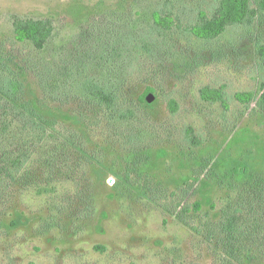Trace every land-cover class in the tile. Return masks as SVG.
<instances>
[{
  "label": "rangeland",
  "instance_id": "obj_1",
  "mask_svg": "<svg viewBox=\"0 0 264 264\" xmlns=\"http://www.w3.org/2000/svg\"><path fill=\"white\" fill-rule=\"evenodd\" d=\"M260 1L251 0L258 11L251 24L228 27L215 41H201L176 29L156 33L153 41L160 48L149 46L157 58L143 54V44L136 42L141 54L131 64L128 55L114 54L112 48L102 55V49L85 54L82 47L88 45H74L83 31L118 14L124 15L119 23L123 29L132 22L147 28L155 8L188 27L200 20L201 11L210 18L220 0H146L140 7L139 0H0V45L14 16L48 18L56 35L47 57L62 51L68 60L63 67L73 68V77L116 79L125 109L135 113L131 122L108 129L106 117L84 106L69 88L51 98L40 86V75L30 77L27 96L44 95L67 111L86 115L85 154L63 136L13 118L8 102L0 97V264H239L116 174L122 173L123 159L130 152L125 148L128 136L138 127L143 132L141 146L166 151L165 157L144 169L152 187L160 184L166 196L176 191L168 203L174 207L182 203L179 211L190 209L183 217L201 229L221 211L227 197L226 189L216 187L211 195L217 209L204 206L193 211L201 197L184 184L191 183L203 158L227 168L245 163L251 172L264 173V112L258 105L264 61L256 52L257 44L264 43ZM137 11L143 16H134ZM109 32L105 37L113 43L115 36ZM114 48L120 46L114 43ZM48 77L44 75L45 80ZM148 87L156 90L149 103L154 106L139 108L138 98ZM204 87H223L228 109L203 101ZM246 92L256 94L248 105L236 99ZM171 100L177 105L174 112ZM18 158L21 164L16 166ZM17 213L29 222L10 229ZM252 255L253 264H264L263 248Z\"/></svg>",
  "mask_w": 264,
  "mask_h": 264
},
{
  "label": "trees",
  "instance_id": "obj_2",
  "mask_svg": "<svg viewBox=\"0 0 264 264\" xmlns=\"http://www.w3.org/2000/svg\"><path fill=\"white\" fill-rule=\"evenodd\" d=\"M145 1L139 0L137 7L143 5ZM260 8L264 10V0L260 1ZM135 15L143 16L141 11H137ZM150 15L147 28L138 27L136 22H132L129 23V29H123L119 23L124 15L118 14L111 19L107 18L101 24H94L83 31L82 37L77 39L74 46L88 45L86 48L82 47L85 54H94L98 52V49H102L101 55L112 48L114 54L128 55V62L132 64L141 54L140 50H136L139 47L134 45L136 42L143 44V54L145 51L150 57L157 58L153 50V48H160L153 41L156 33L163 35L176 29L187 32L201 41H215L226 33L228 27L251 24L257 18L258 11L252 8L251 0H220L218 8L210 18L201 11L200 20L188 27L182 26L176 22L175 18L165 15L156 8ZM130 20H134V17L130 16ZM8 27L10 28L4 32L6 39L0 45V97L8 102L9 113L13 118L19 117L20 122L31 123L44 133L51 132L54 135H61L66 142L85 153L84 148L89 141L87 126L89 122L86 115L67 111L44 98V95L37 97L32 93L27 96L29 78L38 73L44 94L56 98L64 94L63 89L69 88L68 92H75L84 102V106L94 107L98 115L102 114L106 117L108 129H117L116 123L131 122L135 113L131 109H125L127 102L119 95V81L108 75L73 77L72 70L74 69L69 68V65L63 67L68 64V60L62 51L52 53V59L47 57L49 46L56 35V26L51 20L14 16ZM110 30L112 36H115L113 43L105 37ZM95 34L102 35L99 37ZM114 43L120 48H114ZM149 44H153L152 49ZM165 50L167 55L171 54L168 45ZM256 52L264 61V43L257 44ZM29 53H31L30 58ZM161 53L162 50L159 49L158 54L161 55ZM55 54L58 55L54 56ZM87 65L85 68L88 67ZM44 75L49 76L48 79L45 80ZM62 75L66 79L62 80ZM107 77L109 81H106ZM151 93L155 94L156 90L148 87L138 98L139 108L141 106L152 109L154 104L147 102V97ZM260 93L258 105L264 112V83L261 85ZM66 95L70 96L69 93ZM200 96L203 101L220 103L224 109H228L223 87L218 89L204 87L200 90ZM236 99L248 105L256 100V94L253 92L238 93ZM170 108L173 112L177 108L174 100L170 101ZM133 130L136 133L128 136L125 145L130 152L123 159L122 173L119 171L116 175L122 177L124 182L161 207L166 213L175 216L181 223L201 235L230 260L239 264H253L256 261L252 255L253 251L264 249V173L251 172L245 163H236L227 168L210 158H203L191 183L184 184L195 188V193L197 191L201 197L194 203L193 211L198 213L204 206H208L211 211L217 209V202L211 195L216 187L226 189L227 197L221 211L215 215L213 220L208 219L206 225L200 229L189 224L183 217V214H188L190 209L184 207L179 211L182 203H178L175 207L171 202L168 203V200L177 196L176 191L166 196L160 184L152 187L144 169L153 165L155 159L165 157L166 151H154L141 146L143 132L138 127ZM117 132L114 134L119 138ZM15 163L16 166L20 165V159L18 158ZM221 167H223L222 170H220ZM187 194L185 191L183 200ZM28 222L29 220L22 214L17 213L16 218L8 227L14 229Z\"/></svg>",
  "mask_w": 264,
  "mask_h": 264
},
{
  "label": "water",
  "instance_id": "obj_3",
  "mask_svg": "<svg viewBox=\"0 0 264 264\" xmlns=\"http://www.w3.org/2000/svg\"><path fill=\"white\" fill-rule=\"evenodd\" d=\"M153 100V95L152 94H149L148 97H147V102L148 103H151Z\"/></svg>",
  "mask_w": 264,
  "mask_h": 264
}]
</instances>
